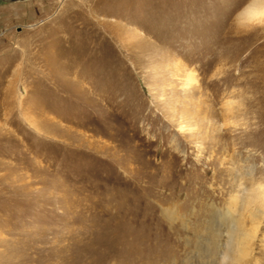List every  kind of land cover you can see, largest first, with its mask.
Returning a JSON list of instances; mask_svg holds the SVG:
<instances>
[{"label":"rangeland","instance_id":"1","mask_svg":"<svg viewBox=\"0 0 264 264\" xmlns=\"http://www.w3.org/2000/svg\"><path fill=\"white\" fill-rule=\"evenodd\" d=\"M255 3L0 0V264H264Z\"/></svg>","mask_w":264,"mask_h":264},{"label":"bare ground","instance_id":"2","mask_svg":"<svg viewBox=\"0 0 264 264\" xmlns=\"http://www.w3.org/2000/svg\"><path fill=\"white\" fill-rule=\"evenodd\" d=\"M22 1H26V0H22ZM13 2H17V1H13ZM261 2V1H260ZM247 13L252 17L254 15L257 16V14L260 13H264V0H262V3H255L254 6H252L251 8H249V10L247 11ZM262 16V15H261ZM259 17V16H258ZM194 80V75L192 73H188L187 74V82L191 83ZM230 216H232V213H228ZM253 214V213H252ZM253 217H251L252 219ZM257 228V226H256ZM255 236V234H248L246 232H240L239 233V238L241 240V242L243 243L239 249L240 254H244L247 251V245L250 244L251 238H253Z\"/></svg>","mask_w":264,"mask_h":264},{"label":"water","instance_id":"3","mask_svg":"<svg viewBox=\"0 0 264 264\" xmlns=\"http://www.w3.org/2000/svg\"><path fill=\"white\" fill-rule=\"evenodd\" d=\"M6 1H22V0H6Z\"/></svg>","mask_w":264,"mask_h":264}]
</instances>
